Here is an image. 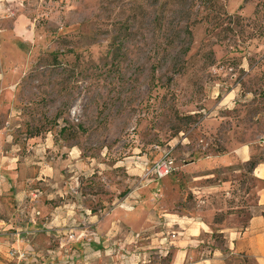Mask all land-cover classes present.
Returning a JSON list of instances; mask_svg holds the SVG:
<instances>
[{"label": "rangeland", "instance_id": "obj_1", "mask_svg": "<svg viewBox=\"0 0 264 264\" xmlns=\"http://www.w3.org/2000/svg\"><path fill=\"white\" fill-rule=\"evenodd\" d=\"M3 56L14 60L16 107L10 122L0 125L9 126L7 143L21 146L31 159L28 166L46 177L28 185L27 200L46 199L56 190L51 163L64 200L67 187L76 196L88 187L93 195H107L109 203L105 177L109 184L114 175L127 199L149 181L162 180L151 170L169 153L176 167L163 179L179 185L177 205L188 210L197 204L180 168L195 155L185 159L180 138H189V152L208 153L202 149L208 142L201 140L203 121L226 85L241 83L252 99L264 97V0H0V86ZM141 157L150 164L135 173L130 162H143ZM250 172L246 166L233 177L244 181L235 193L247 206L256 201ZM245 191L250 195L243 199ZM234 200L227 198L232 206ZM91 208L94 233L68 229L37 236L46 234L48 249L63 261L170 264L172 253L146 241L101 240L86 260L89 253L78 241L104 235L99 229L116 210L98 199ZM132 211L125 205L119 215ZM234 213L240 217H228ZM220 215L213 225L242 227L249 220L246 210ZM21 231L25 240L31 235ZM213 234L224 241L223 234Z\"/></svg>", "mask_w": 264, "mask_h": 264}, {"label": "crops", "instance_id": "obj_2", "mask_svg": "<svg viewBox=\"0 0 264 264\" xmlns=\"http://www.w3.org/2000/svg\"><path fill=\"white\" fill-rule=\"evenodd\" d=\"M6 35L4 33L3 37L10 38L9 34ZM3 57L6 68L0 86V124L10 122L16 107L14 60ZM251 95L241 83L226 85L217 93L218 99L211 102L208 117L203 121L207 130L201 140L206 138L208 142L202 149H208V153H194L196 148L189 152V138H180L185 159L195 155L192 161L180 168V174L188 178V189L195 195L197 204L194 207L190 203L188 210H181L177 205L180 201L179 185L171 182L170 177L168 180L149 181L136 189L131 197L124 199L117 177L114 175L113 181L109 180L108 184L104 173L111 202H107V195L91 194L88 187L81 196L73 193L77 192L74 187L73 192L67 187L64 200V194L59 191L58 168L52 163L50 170L54 169L55 173L48 174L53 175L55 181L51 178L50 182H56V190L46 199L29 201L26 199L28 185L36 180L45 181L46 177L40 169L35 173L34 168L28 166L31 159L24 155L21 146L15 142L7 143L9 126L0 125V264H13L8 255L12 247L28 253V264H79L81 258L63 261L54 250L48 249L51 240L46 234H37L68 229L77 231V234L83 230L88 234L94 233L96 216L91 208L92 199L116 207L105 220L113 219L115 214L117 217L111 223L104 220L107 227L99 229L104 235H98V239L88 237L78 241L89 253L85 257L88 261L92 260L90 257L94 256L95 247L102 240L109 244L114 241H146L144 244L148 247L172 253L170 264H264V97L252 99ZM141 158L143 162H130L135 173L142 174L150 164L149 160ZM252 160L257 161L250 172L255 183L252 190L256 201L247 206L244 201L239 202L235 193L236 189L241 191L239 187L243 188L244 181L233 177L240 175ZM140 167L143 168L140 170ZM243 195L245 199L250 194L245 191ZM228 197H235L233 206L228 204ZM214 201L216 204H212ZM125 205L133 206L134 211L119 215V210ZM230 210L249 212L247 225L227 227L222 223L212 224L215 216ZM22 212L24 216H21ZM228 217L239 218L240 215L234 213ZM127 225L132 227L131 232L126 230ZM23 229L31 232L26 240L24 231H21ZM215 232L223 234L224 241L218 242L214 238ZM16 233L20 235L21 243L16 240ZM94 261L89 262L95 264Z\"/></svg>", "mask_w": 264, "mask_h": 264}, {"label": "built area", "instance_id": "obj_3", "mask_svg": "<svg viewBox=\"0 0 264 264\" xmlns=\"http://www.w3.org/2000/svg\"><path fill=\"white\" fill-rule=\"evenodd\" d=\"M176 167V160L170 157L169 153H165L158 161L155 163L151 170V175L155 178H166L172 174V172L175 170ZM16 240H18L19 243L22 241L20 240V235L15 234L14 235ZM8 255L13 261V264H28L30 256L26 251H22L19 248L12 247L8 251Z\"/></svg>", "mask_w": 264, "mask_h": 264}, {"label": "trees", "instance_id": "obj_4", "mask_svg": "<svg viewBox=\"0 0 264 264\" xmlns=\"http://www.w3.org/2000/svg\"><path fill=\"white\" fill-rule=\"evenodd\" d=\"M257 164V161L252 160L250 161L247 166L250 168V171L254 168V166Z\"/></svg>", "mask_w": 264, "mask_h": 264}]
</instances>
